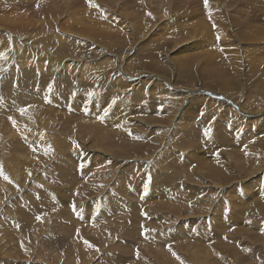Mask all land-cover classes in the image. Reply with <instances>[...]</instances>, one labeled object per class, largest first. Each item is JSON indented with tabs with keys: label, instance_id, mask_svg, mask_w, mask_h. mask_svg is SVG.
<instances>
[{
	"label": "rangeland",
	"instance_id": "obj_1",
	"mask_svg": "<svg viewBox=\"0 0 264 264\" xmlns=\"http://www.w3.org/2000/svg\"><path fill=\"white\" fill-rule=\"evenodd\" d=\"M217 4L228 10L214 50L179 63L171 52L196 34L176 25L149 42L162 5L192 22ZM255 23L264 26V0H0V264H264V45L253 43ZM106 58L108 73L91 68L86 84L76 82L78 60ZM66 61L73 66L60 80L49 65ZM142 71L152 75L116 93L119 77ZM156 75L197 102L150 96ZM33 96L46 109L39 118ZM40 124L47 143L25 134Z\"/></svg>",
	"mask_w": 264,
	"mask_h": 264
},
{
	"label": "bare ground",
	"instance_id": "obj_2",
	"mask_svg": "<svg viewBox=\"0 0 264 264\" xmlns=\"http://www.w3.org/2000/svg\"><path fill=\"white\" fill-rule=\"evenodd\" d=\"M18 1H25V0H18ZM224 7H226V5ZM159 8L160 9H158V12H156V11L154 12V28L150 32V35L148 36V38L151 37V39L149 40V42L152 41V38H154V37L163 38L162 36L168 34V32L170 30H173V29H171L169 27V25H173V26L176 25L180 29H183L184 30V33L186 32V33H195L196 34V35L188 34L186 36V40H184L183 43L178 44V45L175 46V49L177 51L171 52V54L174 56L173 59L174 58L177 59V61L179 63H185L187 60H189L192 57L199 56V55L204 54V53H206V52H208L210 50L212 51V50L215 49V47H214L215 44L212 43L214 40H211V39L212 38L214 39V37H216L218 35L220 36V29H221V27L219 26V24L222 23L223 19H227L226 17H227V10L228 9H226L224 11L222 9L221 5L220 4H217V7H214L215 11L212 8H209L208 7L210 9V11H211L210 14H208L207 11L203 12L204 11V8H203V9H201L203 13H196L195 14V20L191 22V20L189 19L190 16L189 17L180 16L179 13H178V10L175 11V14L174 15L170 16V13H171V10L170 9H171V7L162 5V7H159ZM216 9H218V10H216ZM197 16H200L201 18H198ZM208 16L211 17L210 18L211 20L210 19H207ZM248 17L251 18V16H247V18ZM110 18H112V17H110ZM250 18H248V19L250 20ZM206 19L210 21V23L212 24L213 27L211 25L208 27V22H206ZM252 20H254V19L252 18L251 21ZM113 22L114 21H112L111 24ZM114 23H116V22H114ZM113 25H111V26H113ZM144 27H145V25L144 26L141 25V28H144ZM137 28H139V27H137ZM207 28H211V30L209 31L207 38L202 41V39L200 37L205 36L207 34V32L209 30ZM250 28L252 30L256 31V35H255V37L253 39V43L254 44L257 43L259 41V39L261 38L260 42H261L262 45H264V26H261V25L255 23V24L251 25ZM124 29H126V28H124ZM130 29L128 31H130ZM226 39H227V41H226L225 44L228 47H231L232 46V44H231L232 43V40H237L236 35L233 32L230 35H228L226 37ZM216 41L217 40H215V42ZM247 44H249V43H247ZM110 57H113V59H114V55L113 56H110ZM113 59L110 60V58H106L103 62H98V63L92 64V65L85 64L86 61L83 60V59H80V60H78L77 63L74 64V66H73V63L72 62L66 61V62L62 63L61 65H59L57 67H55L54 65H49V68H50L49 71L50 72H52V71L55 72V74H57L59 76V79L62 80V79H65L66 77H69V74L68 73H69L70 69L73 66V73L75 75L74 76V79L76 80V82L77 83H80V84H86L89 81L88 80V76H87V71L88 70H90L91 68L100 69V68H102L104 66L103 67L104 72L108 73V71L110 69V67H109L110 64H112V62H114ZM165 61L168 62L169 60L168 59H165ZM118 62H119V65L120 66H123V62L122 61H118ZM15 67H18L19 71L22 72V73L26 72V70H27V67H25L24 65H22L20 63H16V66ZM37 69H38V71H39V73L41 75L44 73V70L42 69V67L37 66ZM103 70H101V71L98 70L96 72L97 73H100L101 75H103L104 74ZM142 72H143V74L141 73L140 76L137 77V78H134V77L129 76V75H126V74H125V79L122 76L119 77L117 79V82L118 83L116 84L117 89H115L116 93L118 94V92H119L120 95H124V93H128V91L130 90V88H133L134 86H135V89H137L136 88V85L140 81H142L145 76H147V77L149 76L150 77L152 75V74H149L148 71H142ZM126 76L129 77V78H126ZM161 79H163V78H160L157 75L154 77V80L152 79L153 84L154 83L155 84H154V87L151 90H148V92H147L150 96H154V97L156 95L163 96L164 99L166 100V103L169 104V106L172 105V104H174L179 96H183L185 100L186 99H190L191 102H192L191 105H194L197 102L196 101V96L194 94L195 93L194 91L189 90V89H185V90L175 89L173 87V85H172V82L169 79H163L165 81L166 87L164 89V87H162L161 85H159V87L161 88V90L159 89L160 92H158L157 91V89H158V86H157L158 83L157 82L159 80H161ZM221 90H223L224 92H228L231 89L228 86H222L221 87ZM146 91H147V89H146ZM4 96H7V93H4ZM34 98H35V104L34 105H35V109L37 110L36 111V116L39 118L40 112H42V111L44 112L46 109L42 105L41 98H38L37 100H36L37 97H34ZM169 106L166 105L165 110H164V113H166L168 115L175 116V110H170L169 109ZM184 106L185 105L182 104L181 107H179L178 109H176V112H180L181 109ZM116 109L117 110H120V106H117ZM118 116H119L118 114H110V115L108 114L107 118H110V119L120 118V116L119 117ZM103 117H104V114H102L101 116H99L98 119L101 120V119H103ZM130 117H131V120H129V118L128 119L125 118V120L129 121L130 123H133V122H136L137 121V120H134L135 118H133V116H130ZM40 125H41V129L40 130H38V131L30 130L28 133H25V134H26L27 138L30 139V140H32L33 142L40 143V144L41 143H47L48 142V139L46 140V137H47L46 129L48 128V126H43L42 124H40ZM136 130L137 129H134L133 132H135ZM2 134L4 135V138H5V136L8 135L5 132L2 133ZM9 134H13V136L16 135L15 132H11V131H10ZM99 142H100L99 139H96L94 141L95 144H99ZM194 152L196 153V152H198V150L197 151H194ZM114 156L116 158H118V159H122L123 158L122 155H119V153L115 154ZM151 169L153 171H155V169H153L152 166L147 167V172L149 174H152L153 173V171ZM142 192H143V190H142ZM152 192L153 191L151 189H149L148 192L145 193L144 195L141 193V195H143L142 198H145L146 199L147 197H150L151 194H152ZM135 194H137V196H135ZM135 194L133 195L135 197L133 199L136 200V203L135 204L138 205L139 204L138 201L143 200V199H141V196H138V194H139L138 192H136ZM94 204L95 203H91L88 206V209H89L88 214L90 215V217L91 216H95L96 217L98 215V212L92 208V205H94ZM128 204H129V208H132L133 206H135L133 203H128ZM105 216H107V214H105ZM195 236H196V234L193 235V237H195ZM3 248H4V246L3 245H0V250H2Z\"/></svg>",
	"mask_w": 264,
	"mask_h": 264
},
{
	"label": "snow or ice",
	"instance_id": "obj_3",
	"mask_svg": "<svg viewBox=\"0 0 264 264\" xmlns=\"http://www.w3.org/2000/svg\"><path fill=\"white\" fill-rule=\"evenodd\" d=\"M207 2H208V0H205V5H206V6H207ZM37 219H39V217H38Z\"/></svg>",
	"mask_w": 264,
	"mask_h": 264
}]
</instances>
